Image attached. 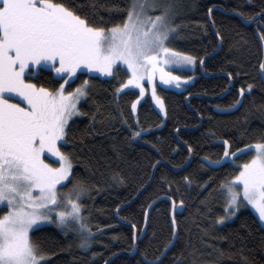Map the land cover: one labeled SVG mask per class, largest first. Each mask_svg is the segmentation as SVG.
<instances>
[{
  "label": "trees",
  "instance_id": "obj_1",
  "mask_svg": "<svg viewBox=\"0 0 264 264\" xmlns=\"http://www.w3.org/2000/svg\"><path fill=\"white\" fill-rule=\"evenodd\" d=\"M54 2L104 29L122 25L131 5V0ZM175 4L177 30L167 44L195 58L197 76L183 91L157 86L164 119L148 98L133 114L137 92L116 91L124 75L103 78L80 72L66 85L71 91L90 81L88 95L59 143L73 165L69 179L58 187L59 199L64 201L63 194L77 187L84 189L77 202L91 232L86 233L89 247L81 248L77 227L44 225L31 231L45 264H152L173 240V201L176 206L183 201L173 217L176 239L157 264H264V227L252 210L243 207L229 221L218 219L226 213L222 184L252 156L241 154L237 165L220 162L225 147L233 152L264 141V0ZM201 61L210 76L201 73ZM28 78L50 90L61 82L52 70ZM240 98L239 106L228 111ZM162 197L170 200L153 205L140 237L148 207Z\"/></svg>",
  "mask_w": 264,
  "mask_h": 264
},
{
  "label": "snow or ice",
  "instance_id": "obj_2",
  "mask_svg": "<svg viewBox=\"0 0 264 264\" xmlns=\"http://www.w3.org/2000/svg\"><path fill=\"white\" fill-rule=\"evenodd\" d=\"M156 8L161 9L160 14H147ZM171 17V8L164 0H132L124 23L106 30L90 25L54 0H0V207L8 208L0 216V264H45L30 230L42 226L38 221L53 222L52 213L60 207L57 186L69 178L73 165L71 154L61 151L57 142L65 139L69 119L79 112L77 102L88 95L90 85L85 79L66 92L67 78L75 79L84 70L112 76L114 66L119 68L117 62H121L131 74L117 93L134 85L142 96V81L145 77L153 81L157 72L165 83L179 81L181 77L165 72L163 65L190 63L195 58L166 46L177 30ZM260 68L264 70V62ZM53 69L64 80L55 90L27 78ZM152 91L155 97L154 84ZM156 99L163 108V101ZM132 108L135 110V102ZM245 147L255 155L222 184L227 195L226 213L218 218L221 222L239 210L240 186L243 201L264 221V142ZM45 150L59 157V167L45 162ZM224 155H229L227 147ZM34 190L39 194L34 195ZM83 191L77 187L63 194L64 205L71 211L59 212L54 222L63 228L68 217L79 221L80 247L87 248L90 238L86 233L91 229L83 223L82 205L77 202ZM172 203L175 208L176 202Z\"/></svg>",
  "mask_w": 264,
  "mask_h": 264
},
{
  "label": "rangeland",
  "instance_id": "obj_3",
  "mask_svg": "<svg viewBox=\"0 0 264 264\" xmlns=\"http://www.w3.org/2000/svg\"><path fill=\"white\" fill-rule=\"evenodd\" d=\"M164 2L167 4V5H169L170 6V8H171V14H172V19H173V17H174V14H175V0H164ZM176 3H177V0H176ZM131 4H132V0H131ZM130 7H131V5H130ZM160 11H161V9H159V8H156V9H153V10H150V11H148V15H150V16H153V17H155L156 15H158V14H160ZM128 15V14H127ZM127 18V17H126ZM126 20V19H125ZM124 23V22H123ZM110 29V28H109ZM107 30V29H106ZM171 38V37H170ZM166 46L167 47H169V48H171L168 44H166ZM176 52H178V51H176ZM179 53H181V52H179ZM184 54V53H183ZM187 56H190V55H188V54H186ZM118 64H120V67L119 68H116L115 66H114V74L112 75V76H116L117 74H119V75H124V80L123 81H121L120 82V84L121 83H124V82H126L127 81V79H128V76L131 74L130 73V71L129 70H127V66L126 65H123L121 62H117ZM164 66V70H165V72H171L172 74H173V76H179V77H181V79L179 80V81H175V80H172L170 83H165L163 80H161V78H160V73L159 72H157L156 73V75L154 76V78H153V81H148V79H147V77H145L144 78V80L142 81V83H143V85H144V88H145V91H144V94L141 96V94H140V90H139V88L138 87H136V86H134V85H130L128 88H126V89H121V91H124V90H134V91H136L137 92V97H136V99L134 100V102L136 103V108H135V110H133V108H132V112H133V114H136V112H137V107H138V105H139V103L141 102V101H143V100H145V99H149L150 100V102L152 103V105H153V107H154V109L161 115V117L164 119L165 118V106H163V108H161V106H160V103H158V101H157V99H156V97H159L160 98V96L158 95V93H157V86H160V87H164V88H169V89H173V90H176V91H183V90H185L189 85H191V84H193V82H194V80H195V78H196V73H195V60H193L192 62H187V61H184V62H182V63H180V64H166V65H163ZM52 72H53V74L57 77V74L55 73V70L53 69L52 70ZM82 72H85V73H87V74H90V75H96V76H100V77H103V78H106V77H112V76H107V75H105V74H103V73H100V72H98V71H92L91 73H89L87 70H84V71H82ZM78 73H80V72H78ZM77 73V74H78ZM28 78V77H27ZM69 81H71L73 78H71V77H68L67 78ZM62 83H64V80L63 79H61V82H60V84H62ZM68 83H66L65 84V91L66 92H71V91H73L74 89H76L77 88V86L76 87H74L71 91H68V90H66V85H67ZM153 84L155 85V97L153 96ZM60 86V85H59ZM79 86V85H78ZM59 88V87H58ZM84 98L85 97H82L78 102H77V107H78V105H79V103L81 102V101H83L84 100ZM17 100H19V98H17ZM160 100L161 101H163L161 98H160ZM133 102V103H134ZM163 105H164V102H163ZM78 115V113L76 114V115H74V116H72L70 119H69V122L71 121V120H73L76 116ZM69 122H68V124H69ZM62 141H58L57 142V146L59 147V143H61ZM264 142V141H263ZM255 144V143H254ZM254 144H251V145H254ZM251 145H247V146H251ZM227 148H228V151H229V146L227 145ZM239 150V151H238ZM238 150H236V151H233V152H231V151H229V155L227 156V157H225V155L223 156V158L221 159V161L220 162H224V161H231V162H233V164H235V165H237V160H238V158H239V156L241 155V154H244V153H248V152H252V156H254L255 155V151H248L247 149H246V147H242V148H240V149H238ZM232 153H235V156H233L232 155ZM252 156H250V158L248 159V160H246L245 162H243V163H241L240 164V169H241V167H242V165L244 164V163H246V162H248V161H250L251 160V158H252ZM44 160H45V162L46 163H48V164H50V165H52V167H59V157H57V156H54L52 153H49V152H47V150H45V153L43 154V157H42ZM220 162H214V164H218V163H220ZM240 171V170H239ZM239 173V172H238ZM237 173V174H238ZM236 174V175H237ZM69 177H70V175H69ZM69 179V178H68ZM67 179V180H68ZM66 180V181H67ZM66 181H62L61 182V185H63V184H65V182ZM61 185H58L57 186V188L59 187V186H61ZM240 190H241V205H240V208H243V207H247V208H249L250 210H252L253 211V213L256 215V217L258 218V220H259V223L261 224V226H263L264 227V221H261L260 219H259V215H258V213L256 212V210L251 206V205H249V204H247L245 201H243V198H242V186H240ZM225 191V190H224ZM39 193H38V190H34V195H38ZM225 194H226V191H225ZM227 195V194H226ZM239 208V209H240ZM61 211H65V212H70L71 211V207L70 206H65L64 205V201H62L61 202V204H60V207H57V208H55V210L53 211V213H52V221L53 222H40V221H38L37 223L38 224H41L42 226H44V225H55V226H57V227H59V228H62V227H60V226H58V224L57 223H55L54 221H56V219H57V214L59 213V212H61ZM8 212V208L7 207H0V216H2V215H4L5 213H7ZM80 212H81V210H80ZM118 212V211H117ZM118 214V213H117ZM234 216H230V217H228L226 220H224L223 222H225V221H229V220H231L232 218H233ZM78 222L79 221H76V220H74L72 217H68V223L63 227V228H67V227H73V228H75V227H77V229L79 230V232H80V228H79V226H78ZM223 222H221L220 221V223H223ZM34 228H35V226H34ZM30 232H31V230H30Z\"/></svg>",
  "mask_w": 264,
  "mask_h": 264
},
{
  "label": "water",
  "instance_id": "obj_4",
  "mask_svg": "<svg viewBox=\"0 0 264 264\" xmlns=\"http://www.w3.org/2000/svg\"><path fill=\"white\" fill-rule=\"evenodd\" d=\"M209 13H210V11H209ZM263 15V14H262ZM241 18V17H240ZM242 19V18H241ZM242 20H244V19H242ZM245 21V20H244ZM250 22H252V20L251 21H245V23H250ZM209 23H210V25H211V27L213 28V25H212V22H211V19H210V17H209ZM200 71H201V73L202 74H204L205 76H210V75H208V74H206L204 71H203V66H202V61H201V63H200ZM260 74H261V78L263 79V81H264V76H263V70L260 68ZM232 87V83H230V86H229V88L227 89V91L225 92V93H227L229 90H230V88ZM224 93V94H225ZM223 94V95H224ZM188 100V98L186 99V101ZM240 101H241V99L238 101V103L234 106V107H232L231 109H229V110H233V109H235L236 107H238L239 106V104H240ZM190 160H191V154H190V156H189V160H188V162H187V164H189V162H190ZM187 164L185 165V166H183V167H186L187 166ZM182 167V168H183ZM178 170V169H177ZM180 170V169H179ZM162 199H169L168 197H162V198H159V199H157L155 202H153L149 207H148V209H147V211H146V214H145V224H144V226H143V230H142V234H141V236L140 237H142L143 236V234H144V232H145V229H146V224H147V217H148V213H149V211H150V209L153 207V205L156 203V202H158V201H160V200H162ZM170 200V199H169ZM181 208H182V205H178V207L177 208H173V203H172V212H171V219H172V224L174 225V223H173V216H174V211L175 210H177V211H180L181 210ZM117 211H118V209H116V211H115V216H116V219L118 220V221H120L119 220V218H118V214H117ZM124 224V223H123ZM136 236H137V232H136V230L134 229V252H133V254L136 252V249H135V245H136ZM175 239H176V230H174V237H173V240H172V242L170 243V245L164 250V252H163V254L161 255V257L159 258V259H157L156 261H154V262H151L152 264H157L159 261H160V259H162V257L164 256V254H165V252L171 247V245L173 244V242L175 241ZM130 255H132V253H130ZM106 264V263H105Z\"/></svg>",
  "mask_w": 264,
  "mask_h": 264
},
{
  "label": "bare ground",
  "instance_id": "obj_5",
  "mask_svg": "<svg viewBox=\"0 0 264 264\" xmlns=\"http://www.w3.org/2000/svg\"><path fill=\"white\" fill-rule=\"evenodd\" d=\"M263 47H264V46H263ZM175 211H177V210H175ZM175 211H174V212H175ZM177 212H179V211H177ZM175 229H176V228H175V224H174V230H175ZM170 242H171V241H170Z\"/></svg>",
  "mask_w": 264,
  "mask_h": 264
}]
</instances>
